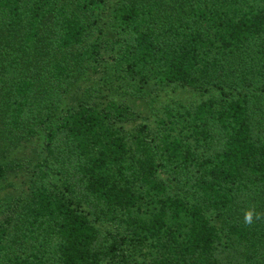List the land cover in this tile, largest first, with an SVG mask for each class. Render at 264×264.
<instances>
[{"label": "trees", "instance_id": "16d2710c", "mask_svg": "<svg viewBox=\"0 0 264 264\" xmlns=\"http://www.w3.org/2000/svg\"><path fill=\"white\" fill-rule=\"evenodd\" d=\"M0 186V264H264V0H0Z\"/></svg>", "mask_w": 264, "mask_h": 264}, {"label": "rangeland", "instance_id": "374dc122", "mask_svg": "<svg viewBox=\"0 0 264 264\" xmlns=\"http://www.w3.org/2000/svg\"><path fill=\"white\" fill-rule=\"evenodd\" d=\"M177 95L179 98H182V99H185L191 96L193 97V94L187 93V92H179L177 93ZM39 143H40V140H32V141L26 142L25 144H23V146H21V148L17 149L15 153L20 157L33 156L34 155L33 150L39 147ZM21 182H22V176H19L17 178H11L10 182H8L9 183L8 185L7 183L4 184V188L6 189L3 191V193H8L11 195L14 194L16 190L18 189L17 185L18 184L21 185ZM3 193L0 192V195H2Z\"/></svg>", "mask_w": 264, "mask_h": 264}, {"label": "clouds", "instance_id": "9594fccd", "mask_svg": "<svg viewBox=\"0 0 264 264\" xmlns=\"http://www.w3.org/2000/svg\"><path fill=\"white\" fill-rule=\"evenodd\" d=\"M245 219L247 220V221H251V213H249L246 217H245Z\"/></svg>", "mask_w": 264, "mask_h": 264}]
</instances>
